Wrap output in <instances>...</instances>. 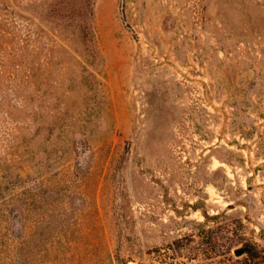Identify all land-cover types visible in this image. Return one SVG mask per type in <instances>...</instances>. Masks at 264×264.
Wrapping results in <instances>:
<instances>
[{
  "label": "rangeland",
  "instance_id": "1",
  "mask_svg": "<svg viewBox=\"0 0 264 264\" xmlns=\"http://www.w3.org/2000/svg\"><path fill=\"white\" fill-rule=\"evenodd\" d=\"M250 248L264 0H0V264H246Z\"/></svg>",
  "mask_w": 264,
  "mask_h": 264
},
{
  "label": "trees",
  "instance_id": "2",
  "mask_svg": "<svg viewBox=\"0 0 264 264\" xmlns=\"http://www.w3.org/2000/svg\"><path fill=\"white\" fill-rule=\"evenodd\" d=\"M214 217V216H213ZM216 217V215H215ZM217 238V239H216ZM214 237V242H212L210 245V251L211 253L214 255L216 254V251H215V248H216V244L215 241L219 240L218 237ZM230 253V249L227 248V250H224V254H229ZM245 253H247V258H246V264H259L261 262H264V249L262 250H258L256 248H250V249H247L245 251ZM231 258H227V260H230Z\"/></svg>",
  "mask_w": 264,
  "mask_h": 264
},
{
  "label": "water",
  "instance_id": "3",
  "mask_svg": "<svg viewBox=\"0 0 264 264\" xmlns=\"http://www.w3.org/2000/svg\"><path fill=\"white\" fill-rule=\"evenodd\" d=\"M235 255L239 256V255H242L244 253V249L243 248H237L235 251H234Z\"/></svg>",
  "mask_w": 264,
  "mask_h": 264
}]
</instances>
